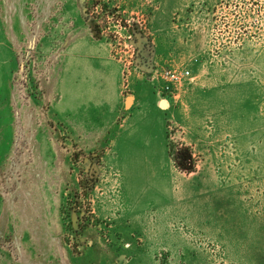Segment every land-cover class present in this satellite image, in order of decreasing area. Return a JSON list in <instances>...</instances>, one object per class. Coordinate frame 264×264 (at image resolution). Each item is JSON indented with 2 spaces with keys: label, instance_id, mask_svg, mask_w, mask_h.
<instances>
[{
  "label": "rangeland",
  "instance_id": "1",
  "mask_svg": "<svg viewBox=\"0 0 264 264\" xmlns=\"http://www.w3.org/2000/svg\"><path fill=\"white\" fill-rule=\"evenodd\" d=\"M175 1L153 20L164 0H0V264H264V0ZM79 25L109 43L126 110L132 77L159 96L162 70H190L159 96L167 206L126 214L103 152L58 126Z\"/></svg>",
  "mask_w": 264,
  "mask_h": 264
},
{
  "label": "crops",
  "instance_id": "2",
  "mask_svg": "<svg viewBox=\"0 0 264 264\" xmlns=\"http://www.w3.org/2000/svg\"><path fill=\"white\" fill-rule=\"evenodd\" d=\"M175 4V0H164L153 20H169ZM0 20H4L2 12ZM79 26V34L70 35L62 51L58 126L86 151L103 152L104 163L119 177L126 214L167 206L174 199V165L167 147L163 102L132 77L133 99L126 110L121 68L110 57L109 43L92 38ZM0 34H4L1 23Z\"/></svg>",
  "mask_w": 264,
  "mask_h": 264
},
{
  "label": "built area",
  "instance_id": "3",
  "mask_svg": "<svg viewBox=\"0 0 264 264\" xmlns=\"http://www.w3.org/2000/svg\"><path fill=\"white\" fill-rule=\"evenodd\" d=\"M191 78L190 70L184 68H168L164 69L159 74V86L157 88L159 96L167 102L169 97H174L175 92L183 84V82Z\"/></svg>",
  "mask_w": 264,
  "mask_h": 264
},
{
  "label": "trees",
  "instance_id": "4",
  "mask_svg": "<svg viewBox=\"0 0 264 264\" xmlns=\"http://www.w3.org/2000/svg\"><path fill=\"white\" fill-rule=\"evenodd\" d=\"M135 31L137 32V30H135ZM136 32H135V35H140L139 32H137L138 34H136ZM167 146H168L169 155H170L171 159H173L172 152H171V148L169 147V145H167ZM177 158L181 159V156H178ZM183 160H187V159H183ZM184 169L186 171L190 172V173H192V172L195 171L194 170L195 168H194V165L193 164L192 165L190 164V166H188V167H184Z\"/></svg>",
  "mask_w": 264,
  "mask_h": 264
},
{
  "label": "water",
  "instance_id": "5",
  "mask_svg": "<svg viewBox=\"0 0 264 264\" xmlns=\"http://www.w3.org/2000/svg\"><path fill=\"white\" fill-rule=\"evenodd\" d=\"M137 39L143 40V38H141L140 36H138ZM143 41H144V40H143Z\"/></svg>",
  "mask_w": 264,
  "mask_h": 264
}]
</instances>
